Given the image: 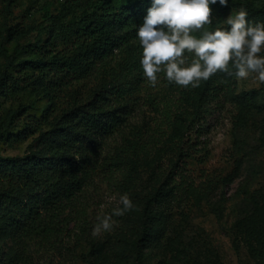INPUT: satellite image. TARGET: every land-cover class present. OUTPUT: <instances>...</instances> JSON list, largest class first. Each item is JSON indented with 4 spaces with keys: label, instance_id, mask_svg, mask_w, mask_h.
I'll use <instances>...</instances> for the list:
<instances>
[{
    "label": "rangeland",
    "instance_id": "rangeland-1",
    "mask_svg": "<svg viewBox=\"0 0 264 264\" xmlns=\"http://www.w3.org/2000/svg\"><path fill=\"white\" fill-rule=\"evenodd\" d=\"M244 1L264 8V0ZM70 2L0 0V42L12 56L8 62L0 54V75L7 69L13 77L26 76L15 62L35 56L32 49L38 30L44 27L43 15H55ZM240 9L228 4L213 10L209 28L225 27L223 21ZM80 14H72L64 21H73ZM46 37L43 31L41 39ZM17 45L24 50L15 55ZM64 46L59 42L56 48ZM139 47L135 52L127 48L115 50L98 62L87 77L72 81L59 92L46 95L38 89H24L0 102V122L10 119L9 131L35 123L27 128L31 134L20 143L8 146L0 141L2 156L22 155L28 145L35 147L34 138L50 126L47 121L88 99L101 87L114 92L115 105L129 104L125 122L105 138L94 170L78 196L82 228L70 224L56 249L41 252L39 257L50 259L51 264H135L144 205L171 171L178 139L190 137L191 156L179 163L178 185L168 188L154 207L162 217L154 231H161V235L153 246L143 249V264H264L260 262L264 260V242L258 239L257 229H252L257 224L264 228L262 90L259 107L252 108L242 126L235 121L237 108L225 94L194 132L187 128L188 119L205 81L196 88L183 87L168 82L160 73L157 83L151 85L139 64ZM226 73L216 75L224 79ZM255 77V73L242 79L234 77L231 88L235 93L260 90L263 83ZM125 193L133 207L116 216L113 209L122 206L120 196ZM106 215L111 216V228L97 231L100 219ZM13 247L11 238L0 236V264L6 263Z\"/></svg>",
    "mask_w": 264,
    "mask_h": 264
},
{
    "label": "trees",
    "instance_id": "trees-1",
    "mask_svg": "<svg viewBox=\"0 0 264 264\" xmlns=\"http://www.w3.org/2000/svg\"><path fill=\"white\" fill-rule=\"evenodd\" d=\"M229 4L246 9L249 21L264 22V8L244 0H229ZM149 6L150 0L120 3L115 0H71L55 15L46 12L42 20L44 27L38 30L37 43L32 49L35 56L15 62L19 72L26 76L13 77L7 69L0 75V102L24 89H38L46 95L59 92L72 81L87 77L98 62L115 50L127 48L135 52L139 47L136 29L143 22ZM210 7L213 11L222 6L217 3ZM79 12L81 14L75 20L64 21ZM43 31L47 32L44 40L41 39ZM59 42L68 47L57 49ZM23 50V46L17 45L15 55ZM0 54L11 62L12 56L7 55L1 42ZM216 74L197 92L196 108L187 118V128L194 132L201 128L204 115L221 95H227L237 108L235 121L238 126L243 125L253 107H259L261 90L260 106L264 109V83L260 90L235 93L231 88L235 77L231 65L224 79H219ZM113 95L107 87L99 88L88 99L47 121L50 126L39 131L34 138L35 147L28 145L22 155H0V236L14 241L5 264H51L50 259L46 261L39 257L40 253L53 252L70 224L82 228L84 219L78 210V196L87 176L94 170L96 156L105 138L125 122L130 110L129 104L115 105ZM7 119L0 122V141L8 146L25 140L31 134L27 128L35 125L29 122L27 127L11 132L8 128L11 121L8 119L7 122ZM191 142L190 137L178 139L171 171L144 205L138 225L140 234L136 241L135 264H143V249L153 246L161 235V231H154L162 223V217L154 207L159 205L160 197L168 188L178 185L179 163L190 158ZM252 229H257L258 239L264 242V228L257 224ZM260 262L264 260L261 258Z\"/></svg>",
    "mask_w": 264,
    "mask_h": 264
},
{
    "label": "clouds",
    "instance_id": "clouds-1",
    "mask_svg": "<svg viewBox=\"0 0 264 264\" xmlns=\"http://www.w3.org/2000/svg\"><path fill=\"white\" fill-rule=\"evenodd\" d=\"M227 6L229 0H150L143 22L136 29L140 46L139 64L151 85L158 74L176 85L196 88L217 72L234 69L237 79L251 73L264 83V22H251L241 8L210 29V5ZM116 216L133 207L127 193L120 196ZM111 216L100 219L97 231L111 228Z\"/></svg>",
    "mask_w": 264,
    "mask_h": 264
}]
</instances>
